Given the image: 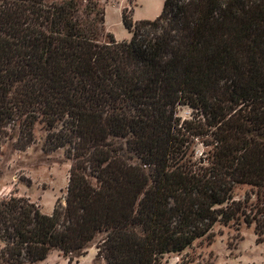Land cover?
Segmentation results:
<instances>
[{"label": "trees", "instance_id": "16d2710c", "mask_svg": "<svg viewBox=\"0 0 264 264\" xmlns=\"http://www.w3.org/2000/svg\"><path fill=\"white\" fill-rule=\"evenodd\" d=\"M104 1L0 0V155L42 123L45 150L71 161L51 215L0 201V264L83 255L100 235L105 264H162L242 219L264 236V0H163L141 21L125 8L122 42ZM243 185L256 204L235 199Z\"/></svg>", "mask_w": 264, "mask_h": 264}, {"label": "rangeland", "instance_id": "374dc122", "mask_svg": "<svg viewBox=\"0 0 264 264\" xmlns=\"http://www.w3.org/2000/svg\"><path fill=\"white\" fill-rule=\"evenodd\" d=\"M104 2L108 30L112 29L120 41L130 39L129 31L121 23L123 8H127L128 15L133 8L134 21L155 20L163 9V0ZM191 115V109L179 107L178 116L183 120L190 119ZM12 134L3 142L0 155V201L12 196L22 197L39 206L43 213L51 215L57 206L66 204L71 170L66 150H45L48 130L42 123L35 125L34 143L22 149L17 140L18 130ZM195 149L197 158L206 150L199 142ZM234 195L237 201H247L250 205L257 202L256 191L251 186L237 187ZM102 238L100 235L91 243L83 255L66 257L59 251H53L45 261L36 264H105L104 259L98 257L96 247ZM162 264H264V236L256 235L255 225H249L243 219L217 223L209 239L195 242L184 252L166 255Z\"/></svg>", "mask_w": 264, "mask_h": 264}, {"label": "crops", "instance_id": "0c3cea01", "mask_svg": "<svg viewBox=\"0 0 264 264\" xmlns=\"http://www.w3.org/2000/svg\"><path fill=\"white\" fill-rule=\"evenodd\" d=\"M124 9V8H123ZM123 9H122V14H123ZM135 13V12H134ZM121 23H122V25L124 26V24H123V19H121ZM105 26H106V28H107V31L108 32H110L111 34H113L114 33V31H112V29L111 30H108V20H106V24H105ZM125 27V26H124ZM130 33V32H129ZM114 35V34H113ZM130 35V39L132 38V33H130L129 34ZM115 36V35H114ZM117 38V39H116ZM115 39L118 41V42H122V41H120L121 39L120 38H118V37H115ZM130 39H128L127 41H129ZM123 41H125V40H123Z\"/></svg>", "mask_w": 264, "mask_h": 264}]
</instances>
